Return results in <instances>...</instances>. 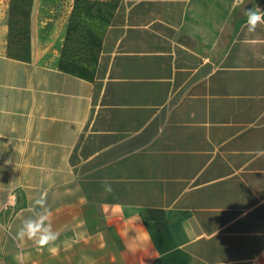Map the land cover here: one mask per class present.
<instances>
[{"label": "crops", "instance_id": "crops-1", "mask_svg": "<svg viewBox=\"0 0 264 264\" xmlns=\"http://www.w3.org/2000/svg\"><path fill=\"white\" fill-rule=\"evenodd\" d=\"M106 2L89 62L0 53V264H264V0Z\"/></svg>", "mask_w": 264, "mask_h": 264}, {"label": "rangeland", "instance_id": "rangeland-1", "mask_svg": "<svg viewBox=\"0 0 264 264\" xmlns=\"http://www.w3.org/2000/svg\"><path fill=\"white\" fill-rule=\"evenodd\" d=\"M111 7L106 0H0V53L25 56L39 43L35 28L54 21L65 29L60 54L89 61Z\"/></svg>", "mask_w": 264, "mask_h": 264}, {"label": "clouds", "instance_id": "clouds-1", "mask_svg": "<svg viewBox=\"0 0 264 264\" xmlns=\"http://www.w3.org/2000/svg\"><path fill=\"white\" fill-rule=\"evenodd\" d=\"M245 15V28L248 33H254L258 26L264 25V11L259 7L247 10ZM101 185L106 192H112L110 181L107 178L101 180ZM28 212L30 214L23 219L18 229L17 239L33 241L38 250L54 245L59 233L53 228L52 212L47 206L46 195L42 193L34 198ZM50 250L54 251L55 249L50 248Z\"/></svg>", "mask_w": 264, "mask_h": 264}, {"label": "trees", "instance_id": "trees-1", "mask_svg": "<svg viewBox=\"0 0 264 264\" xmlns=\"http://www.w3.org/2000/svg\"><path fill=\"white\" fill-rule=\"evenodd\" d=\"M68 32V31H67ZM65 41V40H64ZM61 57H62V59H66V60H72V61H74V62H80V63H84V61H78V60H74V59H70V58H65L64 56H63V50H62V53H61ZM90 61V60H89ZM89 61H85V62H89Z\"/></svg>", "mask_w": 264, "mask_h": 264}]
</instances>
